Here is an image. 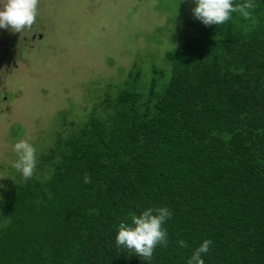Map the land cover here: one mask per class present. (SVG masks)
Wrapping results in <instances>:
<instances>
[{
  "label": "trees",
  "instance_id": "1",
  "mask_svg": "<svg viewBox=\"0 0 264 264\" xmlns=\"http://www.w3.org/2000/svg\"><path fill=\"white\" fill-rule=\"evenodd\" d=\"M253 3L250 19L194 26L165 53L167 74L145 83L133 64L64 124L31 179H6L0 264H187L206 239L205 264H264V0ZM156 207L173 213L168 246L151 261L117 247L119 224Z\"/></svg>",
  "mask_w": 264,
  "mask_h": 264
},
{
  "label": "rangeland",
  "instance_id": "2",
  "mask_svg": "<svg viewBox=\"0 0 264 264\" xmlns=\"http://www.w3.org/2000/svg\"><path fill=\"white\" fill-rule=\"evenodd\" d=\"M195 0H39L30 29L0 28V186L17 174L13 145L29 139L36 158L64 124L84 120L133 64L148 83L203 24ZM32 36V37H31ZM33 36H37L32 41ZM41 37V38H40Z\"/></svg>",
  "mask_w": 264,
  "mask_h": 264
},
{
  "label": "clouds",
  "instance_id": "3",
  "mask_svg": "<svg viewBox=\"0 0 264 264\" xmlns=\"http://www.w3.org/2000/svg\"><path fill=\"white\" fill-rule=\"evenodd\" d=\"M39 0H0V28L14 33H21L30 29L38 15ZM196 7L192 13L205 26L222 25L232 18L233 13H239L244 19H250L252 10L256 8L253 0H244L236 4L234 0H195ZM16 159L12 167L22 174L25 181L34 176L37 159V149L29 139H20L13 145ZM85 184H91L89 174L83 177ZM173 213L168 207L148 208L139 215L132 214L130 222L122 221L118 226L116 246L122 247L130 255L135 254L143 261H151L156 247L168 246L167 229L163 227ZM210 239L204 240L187 260V264H205L203 254L210 251ZM180 247L187 248L185 240H178Z\"/></svg>",
  "mask_w": 264,
  "mask_h": 264
},
{
  "label": "flooded vegetation",
  "instance_id": "4",
  "mask_svg": "<svg viewBox=\"0 0 264 264\" xmlns=\"http://www.w3.org/2000/svg\"><path fill=\"white\" fill-rule=\"evenodd\" d=\"M31 37H32V36H31ZM36 37H37V36H33V38H30V39H32V41H33V40H35V39H36ZM40 38H41V37H40Z\"/></svg>",
  "mask_w": 264,
  "mask_h": 264
}]
</instances>
